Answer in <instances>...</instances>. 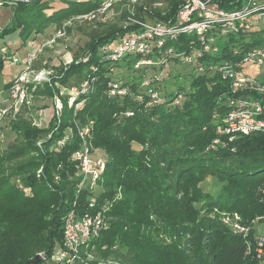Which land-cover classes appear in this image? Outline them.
<instances>
[{"label":"trees","instance_id":"trees-1","mask_svg":"<svg viewBox=\"0 0 264 264\" xmlns=\"http://www.w3.org/2000/svg\"><path fill=\"white\" fill-rule=\"evenodd\" d=\"M50 1L14 0L1 6L12 14L0 27V69L15 42L6 37L17 35L24 47L50 24L60 26L107 0H62L54 7ZM245 1L219 5L231 11ZM179 3L173 1L166 12L139 6L135 17L174 26ZM140 29L133 22L105 26L89 38L81 56L33 90L45 88L53 97L58 86L79 88L88 79L87 90L75 97L77 106L69 107L64 94L61 111H52L43 126L34 122L26 104L11 121L16 138L0 152V264H22L36 255L41 259L35 264H60L52 254L62 242L63 216L71 208L78 213L99 209L108 216L106 228L81 248L93 249L104 261L264 264V231L255 226L264 221V126L224 130L239 100L249 110L254 104L264 109V67L249 75L244 69L255 65H243L247 51L264 49L262 20L251 15L202 33L178 30L162 36L159 47L152 39L147 53L116 60L102 50ZM141 59L149 63L136 66ZM170 62L190 70L171 73ZM117 67L129 72L123 82L113 77ZM32 68L41 66L35 61ZM238 72L246 82L235 86ZM169 75L173 89L163 83ZM114 82L123 95L109 93ZM254 117L264 119V114ZM84 126L90 127L89 145L101 149L105 160L96 188L71 158L80 145L77 128ZM65 133L69 137L59 145ZM209 176L220 183L214 194L201 187Z\"/></svg>","mask_w":264,"mask_h":264},{"label":"built area","instance_id":"built-area-1","mask_svg":"<svg viewBox=\"0 0 264 264\" xmlns=\"http://www.w3.org/2000/svg\"><path fill=\"white\" fill-rule=\"evenodd\" d=\"M221 1L229 2L233 0H180L178 9L174 15L176 19L174 26L163 25L152 21L150 22L149 20L133 19V23L138 24L141 29L127 37H123L122 40L117 43L104 46L102 50L109 51V56L113 60L131 53H147L149 50V42L154 38L157 40V46L159 47L163 45L161 40L162 36L173 35L178 30L187 33H202L211 26L219 25L231 27L236 20L246 18L251 15H256L259 20H262L264 27V0H246L245 4L240 9L231 11H228L225 6L219 5V2ZM13 2L14 0H0V7L4 4H11ZM107 3L108 0L103 2L102 6ZM201 40L205 41L204 37H201ZM35 48L34 44L30 46L23 58L16 53L4 56L2 60L3 67L20 64L24 65L27 69L30 67L33 69L32 64L35 62L34 59L37 53V49ZM204 48L208 49L209 45L205 43ZM167 52L170 53L171 49L169 48ZM146 63H149V61L141 59L137 61L135 65L138 66ZM247 63L254 64L256 67H264V49L261 47H254L247 51L243 58V65ZM32 71L35 75L34 79L39 82L42 79L44 80V78L49 76L51 73L49 70L44 68L33 69ZM235 77V86L239 83L246 82L244 75L240 72H238ZM23 79V75H20V77L18 76L16 79L12 78L10 81V84L7 87L9 95L3 100L4 106L0 107V116L7 112L8 108L12 107L10 106L12 103L14 105L12 107V111L14 109L16 112L22 105H24V103H27L25 90L22 85ZM88 84V79H85L81 82L79 88H65V94L67 95V103L69 107L73 104H75V106L78 105L75 103V97L78 93L86 91ZM260 89L264 90V82ZM124 92L125 91L119 87L117 82H114L109 89V93L111 95H123ZM152 96L155 97L154 94H152ZM251 107L255 108L253 109L254 111L249 110L246 103L239 100L237 102V107L228 113L225 119L226 126L224 127V130L226 132H248L255 128L264 126L263 118L258 119L254 117V114L257 112H263L264 114V109H260L258 104H254ZM58 113L56 114L58 115ZM40 114L44 115L43 112H39V115ZM41 119L44 118L40 117L35 123L39 125V121ZM218 131H220V128H218ZM77 134L80 138V145L72 153L71 158L75 162V167L82 175V178H89L91 187L96 188L99 172L103 170L105 165V160L103 154L101 153L102 151L95 154L97 149H92L89 145L87 137L90 134V127L84 126L77 128ZM68 137L69 133H65L57 141V143L59 145L64 144ZM79 185H82L81 182ZM107 217L108 216H106L105 213L99 209L91 212L85 211L82 213H78L75 208L68 210L63 216L62 242L54 248L52 258L60 264H78V262L83 260L91 259V252L82 251L81 248L83 244L98 236L99 233L106 228L108 223ZM234 228L245 229L237 223H234ZM83 255L86 256L83 257ZM107 264L118 263L107 261Z\"/></svg>","mask_w":264,"mask_h":264},{"label":"rangeland","instance_id":"rangeland-1","mask_svg":"<svg viewBox=\"0 0 264 264\" xmlns=\"http://www.w3.org/2000/svg\"><path fill=\"white\" fill-rule=\"evenodd\" d=\"M75 1V0H69ZM179 1V0H173ZM172 0H108V3L102 7H98L92 10L87 15L81 14L74 16L72 19L64 22L62 25L58 26L56 24H50L44 30V33H39L36 35L34 40H29L30 46L34 44L37 49L35 61L46 70H49L51 74H55L60 69H62L67 64L71 63L72 60L77 59L81 56L82 51L84 50L86 42L89 38L99 33L102 28L105 26L116 24V25H126L128 22H133V19H136L135 15L138 12V7L146 5L150 8H159L161 12H166L170 8V4L173 3ZM65 3L62 0H52L50 1V6L54 7L55 4ZM100 4V3H99ZM49 12V11H47ZM144 18L146 16L145 10L142 11ZM18 41V36L13 34L6 37L5 40ZM52 40V41H51ZM29 47V44H28ZM19 56L23 58V55L19 53ZM125 63V62H123ZM141 65V64H140ZM18 69L14 72L13 78L16 79L18 76L23 75L22 85L25 90L27 103L30 107L31 113L36 116L35 121L41 118L39 125L43 126L44 121L47 117H50L51 112L55 114L60 112L62 109V97L66 93V90L63 86H58V92L52 97L50 96L45 88L43 93H34L36 85L42 84L49 80V76L42 79L40 82L34 79V72L31 67L29 69L25 68L24 65H18ZM144 66V65H141ZM169 71L171 73H177L178 70L183 73L190 70L189 66L186 64H174V62L169 63ZM178 69V70H177ZM260 70L259 67L247 65L244 71L249 74H255L256 71ZM8 72L7 69H3L0 72V98L4 92L2 84V74ZM129 72L124 67H117L114 71V78L120 79L122 82L126 80V76ZM12 80V79H10ZM9 80V81H10ZM163 83L166 88L173 89L175 86L173 75H169L163 79ZM7 81L5 84H7ZM74 78L70 79V82H73ZM35 85V86H34ZM43 88V87H42ZM40 88V89H42ZM56 99V101H55ZM10 106H14L13 103ZM12 107L8 108L2 116H0V152L16 138V134L11 128V121L14 120L16 113L19 111H12ZM20 109V108H19ZM16 112V113H15ZM39 112H45V115L40 114ZM47 116V117H46ZM101 152V149H97L95 154ZM220 183L218 180L212 176L207 177L202 183L201 187L204 191L210 193H216ZM108 219V217H107ZM263 221V217H261ZM256 221L254 222V224ZM260 231H264V221L259 225L255 224ZM89 252V251H87ZM86 256V255H83ZM91 259H88L86 262H78V264H107V261H104L98 258L96 251L91 252ZM98 258V259H97ZM53 262L52 260H48Z\"/></svg>","mask_w":264,"mask_h":264},{"label":"crops","instance_id":"crops-1","mask_svg":"<svg viewBox=\"0 0 264 264\" xmlns=\"http://www.w3.org/2000/svg\"><path fill=\"white\" fill-rule=\"evenodd\" d=\"M11 14H12V12H11V9L9 7H0V27L9 23L10 18H11ZM28 44L30 47V43H27L26 46L21 47L20 44L18 43V41L16 40L13 44L10 45V52L16 53L18 55H19V53H21L24 57L25 54L27 53L28 49H29ZM18 65H12V66L3 67L0 69V72L3 71V69L8 70V72H6L5 74H2V78H1L2 81L1 82H2L3 86L5 85V83L7 81H9L10 79L13 78L14 72H16V70L19 67ZM3 94H4V92L1 95L3 96Z\"/></svg>","mask_w":264,"mask_h":264},{"label":"water","instance_id":"water-1","mask_svg":"<svg viewBox=\"0 0 264 264\" xmlns=\"http://www.w3.org/2000/svg\"><path fill=\"white\" fill-rule=\"evenodd\" d=\"M41 259L40 255H36L34 258H32L31 260L25 261L22 264H35L37 262H39Z\"/></svg>","mask_w":264,"mask_h":264}]
</instances>
